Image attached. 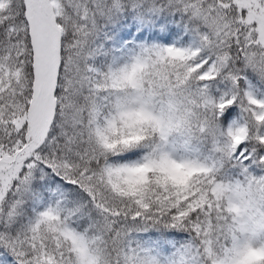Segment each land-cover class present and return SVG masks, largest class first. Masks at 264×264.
<instances>
[{"label":"snow or ice","instance_id":"6c2138e0","mask_svg":"<svg viewBox=\"0 0 264 264\" xmlns=\"http://www.w3.org/2000/svg\"><path fill=\"white\" fill-rule=\"evenodd\" d=\"M0 264H264V0H0Z\"/></svg>","mask_w":264,"mask_h":264}]
</instances>
